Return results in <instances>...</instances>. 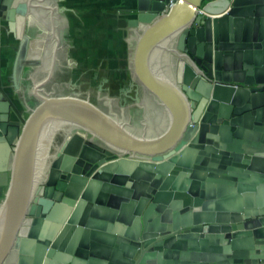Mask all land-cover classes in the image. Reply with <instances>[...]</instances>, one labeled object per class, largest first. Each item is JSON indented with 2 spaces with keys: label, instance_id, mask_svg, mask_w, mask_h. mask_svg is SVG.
Wrapping results in <instances>:
<instances>
[{
  "label": "water",
  "instance_id": "water-1",
  "mask_svg": "<svg viewBox=\"0 0 264 264\" xmlns=\"http://www.w3.org/2000/svg\"><path fill=\"white\" fill-rule=\"evenodd\" d=\"M129 12L143 35L139 71L170 126L150 138L90 99L52 96L45 79L21 130L3 93L0 145L14 161L0 186V264L12 248L18 264H254L264 239V0H131ZM6 18L25 20L0 0V26ZM160 54L165 70L152 73L146 59ZM73 130L89 138L58 158Z\"/></svg>",
  "mask_w": 264,
  "mask_h": 264
},
{
  "label": "crops",
  "instance_id": "crops-1",
  "mask_svg": "<svg viewBox=\"0 0 264 264\" xmlns=\"http://www.w3.org/2000/svg\"><path fill=\"white\" fill-rule=\"evenodd\" d=\"M130 4L131 0H11V6L17 7L18 14L24 15L25 20L21 18L20 21L11 23L6 18L1 22L0 104L4 103L2 88L12 96V73L19 57L21 78L23 75L33 74L32 69L35 68L41 69L38 72L42 75L93 74L92 85L89 87L97 92L99 100L103 99L100 92L107 91L110 104L114 105L110 106L111 110H119L123 117L127 115L130 119V107H136L137 112L141 111L140 116L145 114L149 117H153L154 109L160 108L162 117L157 118L158 124L153 125L156 130L150 137H154V133L157 136L164 133L170 126V119L153 94L150 82L145 81L139 71L137 53L143 35L138 32L137 27L130 24V19L133 18L129 12ZM195 15L196 13L193 17ZM177 34L164 47L170 49L176 46ZM149 57L146 62L152 73L153 68L165 70L162 67L163 54ZM34 58L39 61H33ZM173 66L165 64L166 69L174 74L177 71L176 64ZM63 78L57 81L61 85L66 79ZM43 80V77L35 79L34 84ZM170 81L173 82L172 79ZM69 84L71 89H80L79 82ZM139 117L131 119H141L142 126L144 120L146 129L152 128L149 119ZM23 126L24 124L21 130ZM13 161V149L0 145V186H5L10 178ZM251 256L254 264H264V239L257 241L256 248L251 250ZM18 263L19 252L12 248L4 264Z\"/></svg>",
  "mask_w": 264,
  "mask_h": 264
},
{
  "label": "rangeland",
  "instance_id": "rangeland-1",
  "mask_svg": "<svg viewBox=\"0 0 264 264\" xmlns=\"http://www.w3.org/2000/svg\"><path fill=\"white\" fill-rule=\"evenodd\" d=\"M64 77V78H63ZM62 78L65 79V81L62 83V86L60 89L55 90V89H51V83L48 84V86L44 87L45 90L48 93H51L52 96L54 97H62V96H76V97H80L83 99H90V101L95 104L96 106L102 108L103 110L109 112L112 111L111 107L108 106H104V103H110V100L108 98L109 97V93L107 91H102L100 92V97L103 98L102 100H99L98 96H97V92L94 91L93 89H91L89 86L92 85V81H93V74L91 73H86L85 75H81V74H65ZM79 82V88H70V84L71 82ZM84 82V83H83ZM12 95L14 96L15 99V103L19 106V108H21L24 112L25 109L27 110V108L21 104L17 98V96L13 93V90L11 91ZM106 99V100H104ZM30 109H32V107L30 106ZM113 109H117V108H113ZM137 110V109H136ZM114 111V110H113ZM116 112H118V114H120L119 110H115ZM114 111V112H115ZM140 113L138 114V117L141 115V111L137 112ZM144 114V113H142ZM120 116H122L120 114ZM26 120H29V115L25 114ZM123 117V116H122ZM146 118L149 119L148 121L152 122V128L146 129V127L141 125V119L140 120H136V121H132L131 117L129 119V116L124 115L125 120L129 121L132 125H134L135 128L137 129H141V131H146L149 133H153L155 127H153V125H157V118L156 117H149L147 115H143L140 116L139 118ZM143 125L144 123H146V121H142ZM157 123V124H156ZM146 126V125H145ZM89 137V134L83 130H73L70 135L61 143L59 150H57L56 152L58 153V158H73L74 156L77 155L78 150L81 146V143ZM75 138L77 139L76 141ZM83 139V140H82ZM5 189V187H4ZM5 191V190H4ZM2 197L0 195V201H1Z\"/></svg>",
  "mask_w": 264,
  "mask_h": 264
},
{
  "label": "flooded vegetation",
  "instance_id": "flooded-vegetation-1",
  "mask_svg": "<svg viewBox=\"0 0 264 264\" xmlns=\"http://www.w3.org/2000/svg\"><path fill=\"white\" fill-rule=\"evenodd\" d=\"M32 60L35 62L39 61V59H37V58H34ZM46 61H48V60H46ZM32 70H33V72H32L33 74H26V75L22 76V78L20 79V82H19L20 87L18 89H16L14 86H12L13 93L17 96L19 102L27 108V110L25 109V112L21 108H19V106L15 103L14 96L9 95L2 88V92L5 95V99H8L12 102V106H11V110H10L11 120L12 121H20L22 123V125L26 122L25 114H28V115L30 114V106L32 108H35L40 103L39 97L36 94V89H35L36 85L34 84L35 83L34 80L43 77L44 80L46 79V82L43 85L44 87L48 86V84L51 83V89L58 90L61 88L62 85L59 84L57 81H60V79L64 76V75L60 76L58 74L42 75L41 73L38 72L39 70L41 71V69L35 68ZM56 70H58V69H56ZM5 99H4V102H5ZM107 106L110 107V106H114V105L107 103ZM128 111H129L128 115H130V117L132 119H134V120L137 119V117H138L137 111L138 110H136V107H130V108H128ZM153 112H154L153 117L161 119L162 114L160 112V108L154 109ZM13 116L15 117V119H13ZM163 116H165V115H163ZM161 122H162V120H161ZM161 122H160V124H161ZM62 136H63V134L58 139V144L60 143ZM88 138H86V139H88Z\"/></svg>",
  "mask_w": 264,
  "mask_h": 264
},
{
  "label": "bare ground",
  "instance_id": "bare-ground-1",
  "mask_svg": "<svg viewBox=\"0 0 264 264\" xmlns=\"http://www.w3.org/2000/svg\"><path fill=\"white\" fill-rule=\"evenodd\" d=\"M146 64H147V62H146ZM46 78V77H45ZM144 137H147V135H142V136H140V138H144ZM151 138V137H150ZM152 138H161V135H158V136H154V137H152ZM155 141H157V140H155ZM115 142V141H114Z\"/></svg>",
  "mask_w": 264,
  "mask_h": 264
},
{
  "label": "built area",
  "instance_id": "built-area-1",
  "mask_svg": "<svg viewBox=\"0 0 264 264\" xmlns=\"http://www.w3.org/2000/svg\"><path fill=\"white\" fill-rule=\"evenodd\" d=\"M171 2H172V0H171Z\"/></svg>",
  "mask_w": 264,
  "mask_h": 264
}]
</instances>
